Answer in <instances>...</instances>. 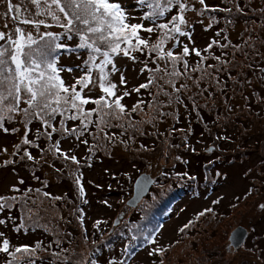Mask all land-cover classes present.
I'll list each match as a JSON object with an SVG mask.
<instances>
[{
    "label": "rangeland",
    "instance_id": "obj_1",
    "mask_svg": "<svg viewBox=\"0 0 264 264\" xmlns=\"http://www.w3.org/2000/svg\"><path fill=\"white\" fill-rule=\"evenodd\" d=\"M11 2L21 7L23 17L42 19L48 27L40 25L36 29L32 25L14 22L11 17L15 13H7V4L0 0V31L13 35L14 29L20 27L37 40L41 34L52 32L56 38H46L50 45L45 47L46 58L55 60L58 69H64L59 76L66 86L71 87L77 78L86 74L90 55L96 56V63L103 59L101 54L77 47L81 43L79 35L61 27L66 23L62 13L56 12L60 18L57 22L46 14L35 15L37 9L30 0ZM113 2L121 5L131 17L130 22L142 23L144 27L168 23L172 16L182 14L186 23L181 25V30L188 35L171 33V38L163 44L165 53L171 50L174 56L182 59L172 61L166 55L160 59L156 52L150 51L151 45L156 44L166 30L140 31L139 35L148 41V47L141 46V51L130 50V56L122 52L111 54L116 71L111 70V65L105 67L109 81L117 85L116 96H123L125 91L129 93L121 100L125 108L123 114L118 109L110 110L90 102L83 106L84 109L97 111L93 112L91 123L81 117L87 128L81 125V118L67 119L76 114L74 109L63 115L57 113L54 118L44 116L51 127L35 118L26 123L21 110L8 114L11 119L6 118L0 127V197L5 198L0 203L7 205L2 209L5 212L3 218L6 212L13 210L22 216L23 221L16 226L13 221H4L0 216L3 221L0 223V245L7 240L9 249L14 251L11 260L5 259V264H102V256L98 255L102 249L108 258L105 264H264V0H205V5L199 0H182L187 4V11L180 13L178 5L174 4L154 23L141 19L153 11L149 7L153 0ZM45 7L41 5V8ZM216 10L218 12H214ZM255 16H261L260 23L255 20L246 22V18ZM78 27L83 28V25ZM248 33H252L247 44L254 55L246 58L243 54L248 49ZM63 34L69 35L65 41L61 40ZM150 34L154 40L149 39ZM57 44L62 46L60 51L66 50L65 53L61 51L57 55L53 51ZM0 45L11 47L6 41H0ZM40 45L45 46V42L41 41ZM98 46L107 50L103 45ZM185 46L189 48L187 56H183ZM125 47L127 45L122 43L121 48ZM71 48L78 51V56ZM192 49L199 50L201 56L209 59L211 63L207 68L200 66L202 62ZM217 54L237 67L236 76L248 72L242 92L225 100V96L212 100L197 93L196 73L202 78L215 74L212 65L218 61ZM196 60L200 64L193 68ZM185 61L190 64L189 69H177L176 66L185 64ZM157 68L162 71H156ZM163 70L180 74L166 75ZM91 75L97 83L89 85L82 95L98 99L105 95L99 88L98 69L93 67ZM121 75L125 78L124 84L120 83ZM149 79L153 81L150 84ZM141 84H148V87L133 91ZM256 92L259 94L255 99ZM144 96L147 102H143ZM105 98L109 102L115 99L106 95ZM138 103L139 107L133 111V105ZM235 104L254 105L258 116L246 113L238 120L242 127L230 126L237 115H228L227 112ZM190 106L194 109L203 107L207 116L210 113L214 116L218 110L221 121L217 130L205 131L186 141L190 134L189 129L184 132V122L191 111ZM27 107L22 99L18 108ZM131 112V117L126 118ZM101 117L104 123L99 122ZM174 125L181 126L180 135ZM53 128L57 131L53 132ZM74 128L77 134H70ZM5 129H9L7 134ZM164 130L170 134L163 137ZM36 132L40 135L34 143L29 136L33 133L35 136ZM128 132L132 141L117 139L127 138ZM47 133H51V138ZM242 135L249 146L244 150L245 144H234L233 141ZM24 139L30 143L24 144ZM57 144L59 154H66L56 158ZM26 151L32 159L25 155ZM72 156L76 157V162L70 159ZM141 173L149 174L154 184L146 197L132 209L126 206V202L135 178ZM83 177L90 178L94 187L95 183L109 182L111 190L100 195L89 188L86 194L90 199L83 200L81 195L71 194L73 203L65 199L62 202L65 193L73 192L72 186L80 185ZM255 188L259 193L253 192L240 203V199ZM78 200H83L82 205ZM168 200L170 203L159 215L156 206ZM211 212L217 218L220 213L224 215L222 224L213 223V226L220 227L215 234L220 252L214 262L199 259L203 254H200L199 242H195L199 239L197 233L204 230L203 217L210 216ZM224 223H228L226 227ZM213 226L205 228L207 233L216 228ZM239 226L245 228L248 235L245 243L233 250L228 237ZM38 242L62 243L63 252L58 255L52 252L48 258L40 259L36 255L44 250L38 249ZM206 242L214 240L206 238ZM18 247L28 251L16 252ZM29 248L35 249V253H30Z\"/></svg>",
    "mask_w": 264,
    "mask_h": 264
},
{
    "label": "snow or ice",
    "instance_id": "obj_2",
    "mask_svg": "<svg viewBox=\"0 0 264 264\" xmlns=\"http://www.w3.org/2000/svg\"><path fill=\"white\" fill-rule=\"evenodd\" d=\"M7 4V13H15L11 19L20 24L32 25L38 29L40 25H44L45 21L40 19H30L23 17L21 7L14 5L11 0H4ZM141 3L144 0H140ZM30 3L36 7L37 11L35 15H48L52 20L59 22V17L56 12L63 14L65 24H61V27L67 31H76L79 35L81 43L77 45L79 48H87L92 53L101 54L103 59L99 63H96V56L90 55L88 63V69L84 76L76 79V82L68 87L64 81L60 78L59 72L64 69H58L55 60H48L40 49V42H45V47H50L46 38L55 39V35L52 32H45L39 36V40L35 39L32 34L26 33L22 28L16 27L13 35L0 31V41H6L11 47H5L0 45V127H3V121L11 119L9 113L21 110L26 117V123L31 122V119H40L44 125L51 127L49 120L44 119V116L54 118V115L59 113L63 115L69 109L76 110V114H72L67 119L76 120L81 117L87 118V122L91 123V117L93 112L97 109H91L86 111L84 105L93 103L102 108L118 109L121 114L125 112L124 106L121 104L123 96H128L129 93L125 91L123 96H116L115 89L116 84L112 83L108 79V73L105 72V67L111 65L112 71H116L115 65L112 61L111 54L123 53L125 56H130L131 51H141V46L148 47V41L142 39L139 35L140 31L152 33L157 28L163 31V35L160 40L151 45L150 51L156 52L160 59H164L165 55L172 61L182 59L173 55L171 50L166 53L163 50V44L167 39H170L171 33H179L181 36L188 35L181 30V25L186 23L185 17L182 14L172 16L168 23H160L155 27H144L142 23H132L131 17L128 16L122 9L121 5L113 2V0H30ZM201 5H205V0H199ZM45 5V8H41V5ZM178 5L180 13L187 11V4L182 0H153V4H149V7L153 8L151 13L146 14L141 19H149L155 21L159 17L164 16L173 5ZM55 6V11L53 10ZM169 24L172 25L169 28ZM83 25V28L78 27ZM7 27V24L4 25ZM91 34V36L89 35ZM133 39L135 44H133ZM126 44L127 47L121 48V44ZM36 45V48H33ZM103 45L107 50H102ZM55 47H62L61 45H55ZM211 44L209 45V48ZM196 56H201L199 50L192 49ZM207 51V49H205ZM189 54V48L185 46L183 48V56ZM135 59V57H131ZM203 59V58H202ZM11 62V65L9 64ZM14 65V68L11 67ZM96 68L99 71V88L102 93L107 97H115L114 100L109 102L105 98V95H101L98 99H90L86 95H82L84 90L89 85H95L96 79L91 75L92 69ZM185 68H187V62L185 61ZM72 71V69H67ZM156 71H162L157 68ZM166 72V70H163ZM178 72L167 73L166 75H179ZM125 78L121 75L120 83L124 84ZM152 79H149V84L152 83ZM79 86V90H77ZM148 84H141L138 88H134L133 91L139 92L141 88H147ZM178 91V89H177ZM26 94V98L24 95ZM23 102L28 105L25 109H19L18 106ZM142 103V102H141ZM55 105V106H53ZM62 105L67 107H61ZM139 107V103L133 105V111ZM32 109L33 111H29ZM47 110V111H45ZM43 114V115H42ZM110 113H103V115H109ZM100 123H104L101 117ZM64 121L61 120L63 126ZM81 125L87 128L85 119L81 118ZM7 131V129H5ZM53 132L57 129L53 128ZM65 132H69L68 129H64ZM70 134H77V129H71ZM51 138V133H47ZM24 144H29L27 139L23 140ZM17 147H19L17 145ZM57 151H59L58 144L56 145ZM25 155L29 159H32L31 155L25 152ZM61 155H64L61 153ZM65 159L69 157L65 156ZM70 159L76 162V157L72 156ZM79 183V178L77 179ZM81 192L83 189L81 188ZM47 195V194H46ZM14 199V198H13ZM4 197H0V201H4ZM7 205L0 203V209H3ZM203 215V213H201ZM3 223V221H0ZM9 242L4 240L0 245V252H8ZM28 251L27 248H16V252ZM151 254V253H150Z\"/></svg>",
    "mask_w": 264,
    "mask_h": 264
},
{
    "label": "trees",
    "instance_id": "obj_3",
    "mask_svg": "<svg viewBox=\"0 0 264 264\" xmlns=\"http://www.w3.org/2000/svg\"><path fill=\"white\" fill-rule=\"evenodd\" d=\"M222 11H224V10H222ZM214 12H218V10H216V11H214ZM225 12V11H224ZM253 20H255L256 22H258L259 21V23H260V21H261V16H259V17H257V16H255L254 18H246V22L247 23H249L250 21H253ZM224 22H225V20H224ZM219 26V25H218ZM221 29H222V27H221ZM153 32H155V31H153ZM68 34H63L62 36H61V40H64L65 41V39H67L68 38ZM155 37H157L158 38V34H155ZM252 37V33H248L247 34V39H246V45L248 46V49L246 50V52L243 54V55H245V57L247 58L248 57V55H250V56H252V55H254V51H250V44H247L248 43V39L249 38H251ZM149 39H153V34H150L149 35ZM159 39V38H158ZM253 40L255 39L254 38V36H253V38H252ZM154 40V39H153ZM157 40V39H156ZM41 46V50H42V54L46 57V51H45V46L44 45H40ZM223 46V45H222ZM221 46V47H222ZM234 46H236L235 44H234ZM227 46H225V48H226ZM237 47L238 48H240V45H237ZM243 47H241V49H242ZM256 47H253V49H255ZM53 51L58 55V53H60L61 51H64V52H62V53H65V51L66 50H61L60 51V47L59 48H57V49H53ZM71 51H74V53L78 56V54H77V50H72V48H71ZM218 55V57H215V58H217L218 59V61H215L216 62V64H214V65H212L213 66V69H216V72H215V74H212L211 76H209V77H204V78H202L201 76H199L197 73H196V75H197V86H198V90H197V93L198 94H201V95H203L204 97H207L208 99H212V100H214V99H216L217 97H218V99L221 97H223V96H225V98H224V100L228 97V96H236V94L237 93H240V92H242V90L245 88V84H244V81H245V79H246V77H247V75H248V72H246V73H244L242 76H240V77H238V76H236L237 74H236V68L237 67H233V65H231V64H229V63H227V61L226 60H222L221 59V57L219 56L220 54H217ZM209 57V56H208ZM203 58V59H202ZM199 59H200V61L202 62V64L200 65V66H204L205 68H207V64L208 63H211V62H208L209 61V59H207V57H205V56H199ZM221 61H225V62H221ZM200 63H199V61H195V64H194V66H193V68L195 67V66H197V65H199ZM189 63H187V68L189 69ZM252 65V63H250V66ZM211 66V67H212ZM177 67V69H184V67H185V64L183 63V65H177L176 66ZM211 67H209V69H212ZM228 72H230V73H228ZM59 74H60V72H59ZM202 78V79H201ZM211 78H215V79H213V80H216V83L215 82H213L212 80H211ZM254 79V78H253ZM238 88V89H237ZM237 89V90H236ZM236 93V94H235ZM233 94V95H232ZM235 94V95H234ZM258 94H259V92H256L255 93V96L253 95V97L255 98L256 96H258ZM238 95V94H237ZM220 98V99H221ZM256 99V98H255ZM227 100H229V98L227 99ZM226 100V101H227ZM219 101V100H218ZM217 101V102H218ZM143 102H147L146 101V96H144V100H143ZM199 107V109H194L193 107H191L190 106V109H191V111L190 112H188V114H187V119L185 120V122H184V126H185V130H184V132H186V129H189V136L186 138V141H188L187 139H190V138H193V137H195V136H197V135H199V134H201V133H203V132H205V131H208V132H210L211 131V129L213 130L212 132H215L216 130H217V127L219 126L218 124H220V121H221V117H219V115H218V110H216L215 112H214V116H216V117H214L213 116V114H211L210 113V115H206L207 114V111L206 110H204V108L203 107H200V106H198ZM255 108V106L254 105H251V104H243V105H240V104H235V105H232V107L230 108V110L227 112V114L228 115H237L235 118L236 119H234L233 120V122H231L232 124H230V126H240V127H242V125L243 124H239L238 123V120H239V118H243V115L244 114H248V113H253V116H254V114L255 115H257V111H256V109H254ZM193 109H194V111H193ZM205 111V112H204ZM231 112V113H230ZM206 113V114H205ZM226 114V115H227ZM131 115H132V112L126 117V118H129V117H131ZM220 115H221V113H220ZM258 116V115H257ZM176 119L177 120H181L180 119V117H178L177 115H176ZM245 117H247V116H245ZM130 119H132V118H130ZM180 123V122H179ZM237 123V124H236ZM51 124V123H50ZM138 126V125H137ZM174 127L176 128V130H177V132H178V134L180 135V131H181V126H179V125H174ZM174 127H173V129H174ZM8 130L9 129H7V131H6V133L5 134H7V132H8ZM35 130V129H34ZM164 133L162 134V136L164 137V136H168V134H170V131H166V130H164L163 131ZM39 135L40 134H38L37 132H36V135L34 136V133L31 135V136H29L30 137V139L32 138L33 140H34V143H36L37 142V140H38V137H39ZM36 137V138H35ZM35 138V139H34ZM247 138V137H246ZM117 139H119V141L120 142H126L127 140H129V141H132L131 140V133H129L128 132V135H127V138H121V137H119V138H117ZM234 141V144H239V143H242V144H245V137L242 135V136H238L237 137V139H235V140H233ZM249 146L248 145H244L243 146V148H242V150H244V149H247ZM56 152H57V154H56V158L59 156H61L60 154H59V152L60 151H57V149H56ZM66 153H64V155H65ZM89 156H88V154H87V156H86V158H88ZM65 158V157H64ZM59 164H62L61 162H59ZM81 164L84 166V164H83V162H81ZM199 165V163H196V166H198ZM199 167V166H198ZM79 172H81V170H79ZM264 183V182H263ZM103 184V185H102ZM102 185V186H101ZM87 187V188H86ZM81 188L83 189V192H81ZM94 189V191H95V193L97 192L98 194H100L101 195V193H104V192H106V191H108V190H111L110 189V187H109V182H107V183H103V182H101V183H95V187H94V185L92 184V182H91V180H90V178H85V177H83L82 179H81V181H80V185H77V187H73L72 186V189L74 190L73 192H69V193H65V195H64V198H61V200H62V202H63V200L65 199V201H69L70 203H73V200H72V198H71V194H73L74 196H76V195H81V197H83V200L85 199V198H88V199H90V197H88V195L86 194V191H87V189ZM252 188V187H251ZM115 190H117L116 188H115ZM258 188L256 189L255 188V190H252V191H249L247 194H245L244 195V197L243 198H241L239 201H240V203H243V201H245L249 196L251 197L252 196V194H253V192H258ZM259 193V192H258ZM49 197H51V196H49ZM25 200V199H24ZM83 200L82 201H79L78 200V203H82L83 202ZM8 201H10V200H8ZM77 201V200H76ZM170 200H168V201H166V202H164L163 204H161V205H157L156 206V210L158 209V211H157V213L160 215L162 212H163V209H165V206H167V204L168 203H170L169 202ZM77 203V205H80V204H78ZM18 204H20V203H18ZM75 205H76V203H74ZM82 205V204H81ZM4 209H6L5 207L3 208V210ZM11 209H13V208H11ZM155 210V211H156ZM5 212L3 211L2 212V209H0V216H2L3 214H4ZM220 213V212H219ZM5 216H7V218L5 217ZM5 216H4V218H3V216H2V218L1 219H3L4 221H6V220H11V221H13L14 223H16V226H19V224H20V222L21 221H23V218H22V216L21 215H18V214H16L13 210H11L10 212H6V214H5ZM204 218V220L202 219V223H203V228H204V230L203 231H201V232H199V233H197V237L199 238L198 240L196 239V241L195 242H199V244H200V247H201V250H200V254H203V255H200L199 256V259L200 260H202V259H206L207 261H215V256L217 255H219V252H220V248H219V242H216V240H217V236L215 235L216 234V230H218L220 227H216V226H213V223L214 224H222V221H221V219H223L224 218V215H222L221 213H220V216L217 218L216 216H215V213L214 214H212V212H211V215L210 216H208V215H206V216H204L203 217ZM139 222H141V221H139ZM22 223V222H21ZM144 223V222H143ZM228 223H224V226L225 225H227ZM13 226H14V224H13ZM211 226H213V228L214 227H216V228H214V229H212L211 230V233L210 232H208L207 233V230L205 229V228H208V227H210L211 228ZM226 227V226H225ZM226 231V230H225ZM224 233V232H223ZM220 235V234H219ZM206 238L207 239H213L214 240V242H206ZM111 242H113V239L111 240ZM187 243H185L184 245H186ZM44 245V246H43ZM214 245H217V246H214ZM37 247H38V249H43L44 251L43 252H41V253H38L36 256L37 257H39L40 259H46V258H48L49 256H50V254L53 252V253H55V255L57 254H61L62 252H63V248H62V243L61 244H57V245H54L52 242H38V245H37ZM46 247L48 248V250H46ZM210 247H212V248H210ZM13 249H9L8 250V252H1V256H0V258H1V262H2V264H5V259L8 257V260H11L10 259V256L11 255H13ZM29 252L30 253H35V249H33V248H29ZM98 255H100V256H102V264L104 263L105 264V260L106 259H108L107 258V255H106V252L104 251V249H102L101 250V252H100V254H98ZM97 255V256H98ZM190 260V259H189ZM33 261H35L36 262V260H33ZM189 263H191V262H189ZM24 264H26V263H24ZM67 264V263H66Z\"/></svg>",
    "mask_w": 264,
    "mask_h": 264
},
{
    "label": "water",
    "instance_id": "obj_4",
    "mask_svg": "<svg viewBox=\"0 0 264 264\" xmlns=\"http://www.w3.org/2000/svg\"><path fill=\"white\" fill-rule=\"evenodd\" d=\"M154 180L149 174L142 173L135 180L132 185V195L127 200L126 206L129 208H135L142 199L148 194V191L152 187ZM247 231L245 228L239 226L236 227L232 232H230L228 237L229 246L234 250L241 247L246 238Z\"/></svg>",
    "mask_w": 264,
    "mask_h": 264
}]
</instances>
